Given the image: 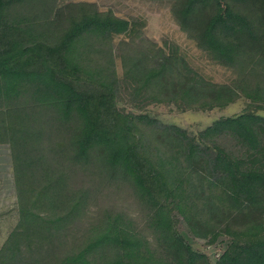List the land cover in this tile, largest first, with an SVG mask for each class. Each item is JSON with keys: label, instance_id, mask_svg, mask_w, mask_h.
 I'll use <instances>...</instances> for the list:
<instances>
[{"label": "trees", "instance_id": "16d2710c", "mask_svg": "<svg viewBox=\"0 0 264 264\" xmlns=\"http://www.w3.org/2000/svg\"><path fill=\"white\" fill-rule=\"evenodd\" d=\"M173 3L181 31L236 79H205L177 49L97 5L0 0V146L19 222L0 264H264V0ZM116 53V54H115ZM122 62L123 78L116 71ZM143 111L241 116L193 136ZM215 245L218 261L178 230Z\"/></svg>", "mask_w": 264, "mask_h": 264}, {"label": "rangeland", "instance_id": "374dc122", "mask_svg": "<svg viewBox=\"0 0 264 264\" xmlns=\"http://www.w3.org/2000/svg\"><path fill=\"white\" fill-rule=\"evenodd\" d=\"M64 5L72 3L95 4L101 12H113L118 18L130 21L137 26L131 32L122 37L114 38V46L124 42H130L132 37L140 32L148 43L157 45L158 48L177 49L188 63L208 81L217 84H230L235 79V74L224 67L214 63L209 56L201 52L196 45L184 34L172 13L173 3L168 1L146 0H62ZM116 54V53H115ZM116 71L119 79L123 78L122 62L116 58ZM248 102L239 101L227 110L213 112H179L174 106L152 105L145 110H139V105L130 101L126 96L118 102V109L123 114L135 116L148 115L163 125L179 127L193 136L212 126L221 119L241 116L246 110ZM264 118V113L259 114ZM19 214L17 197L13 178L10 149L0 146V250L10 234L17 227ZM178 230L183 239L195 252L204 254L212 262L218 261L225 252L229 240L222 238L215 245H209L207 241L195 240L178 219Z\"/></svg>", "mask_w": 264, "mask_h": 264}]
</instances>
